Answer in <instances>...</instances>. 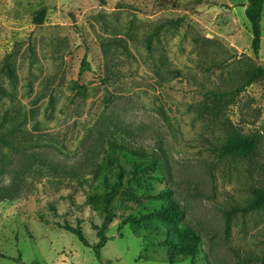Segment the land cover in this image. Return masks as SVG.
<instances>
[{
  "label": "rangeland",
  "instance_id": "obj_1",
  "mask_svg": "<svg viewBox=\"0 0 264 264\" xmlns=\"http://www.w3.org/2000/svg\"><path fill=\"white\" fill-rule=\"evenodd\" d=\"M247 5L0 0V114L25 113L43 145L0 146V195H19L0 203V264H171L167 228L131 221L160 209L150 196L162 190L202 233L198 255L173 264H264V208L227 214L264 187V77L244 88L264 70V17L255 54ZM8 56L14 81L2 72ZM85 56L91 70L81 73ZM237 134L258 137L251 157L221 155ZM121 172L122 194L108 206ZM101 227L108 241L97 257Z\"/></svg>",
  "mask_w": 264,
  "mask_h": 264
},
{
  "label": "trees",
  "instance_id": "obj_2",
  "mask_svg": "<svg viewBox=\"0 0 264 264\" xmlns=\"http://www.w3.org/2000/svg\"><path fill=\"white\" fill-rule=\"evenodd\" d=\"M48 9L46 7L41 8L35 14V24L42 25L45 22L46 14ZM246 15L250 23L251 32L253 35L252 48L255 54L261 49V39H262V26L261 21L264 17V0H248V5L246 8ZM11 56L5 59V64L2 72L6 74L9 80L14 81L17 79L16 72L11 63ZM91 67L87 62V57L85 56L81 66V73L90 71ZM264 77V70L262 68L256 69L250 74L244 88L253 85ZM77 88H80L76 84ZM8 96L7 91L4 87L0 86V101L3 97ZM10 110L0 114V146L4 148L11 149L14 152H22L37 147H42L43 145L37 141H34L29 137L26 131V124L28 122V117L25 113L20 110L15 111V113H10ZM258 137L254 135H243L237 134L229 137L226 143L223 144L221 148L222 156L238 157V158H249L251 157L258 143ZM118 161V158H115ZM46 168L53 173L55 176H74L73 173L59 169L53 165H45ZM140 171V169H139ZM122 172L119 175V183L112 187L108 196L105 197V201L108 206H110L113 201L122 194ZM254 197L247 206H237L228 211V216L242 212L247 214L252 211H257L264 208V187L256 188L254 191ZM131 198L137 199L132 191H127ZM14 195V196H11ZM19 198L17 193L5 195H0V203L5 200H15ZM155 200H160L162 202L161 208L155 210L153 213L143 216L141 219H132L131 221L136 225H142L146 221H150L151 218H155L160 223H162L167 228V238L163 242V246L167 248V253L169 261L173 264L177 257H191L194 259L200 250V244L202 242V233L193 227L189 222H185V214L180 207L179 202L172 196L171 190H162L157 194L150 196ZM67 232L75 235L79 241L85 246L90 247L82 228H73L68 224L63 227ZM98 237L100 242L94 247V252L97 257L101 255V249L107 243L108 239L104 234L103 227L98 231ZM20 262V259H18ZM32 264H38L34 262Z\"/></svg>",
  "mask_w": 264,
  "mask_h": 264
}]
</instances>
